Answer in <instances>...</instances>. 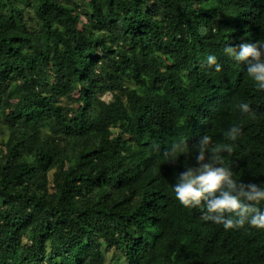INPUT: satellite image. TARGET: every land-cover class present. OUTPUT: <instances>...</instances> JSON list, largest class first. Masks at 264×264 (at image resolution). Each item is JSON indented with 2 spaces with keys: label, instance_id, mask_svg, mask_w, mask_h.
<instances>
[{
  "label": "trees",
  "instance_id": "obj_1",
  "mask_svg": "<svg viewBox=\"0 0 264 264\" xmlns=\"http://www.w3.org/2000/svg\"><path fill=\"white\" fill-rule=\"evenodd\" d=\"M261 40L264 0H0V264H264L172 188L205 134L264 186V89L224 52Z\"/></svg>",
  "mask_w": 264,
  "mask_h": 264
},
{
  "label": "clouds",
  "instance_id": "obj_2",
  "mask_svg": "<svg viewBox=\"0 0 264 264\" xmlns=\"http://www.w3.org/2000/svg\"><path fill=\"white\" fill-rule=\"evenodd\" d=\"M227 56L235 61L245 62L248 76L256 85L264 89V40L256 43H241L239 48L227 46ZM209 66H215L217 72L221 65L216 57H206ZM238 108L243 113L250 112L248 103L241 102ZM241 128L233 125L225 133L228 140L236 141ZM187 145L181 141L173 143L162 153V158L175 164L185 153ZM231 144H215L212 138L202 135L196 144L195 164H185L184 170L176 176L172 185L176 200L185 208H197L203 203L204 220L222 225L225 230L239 229L248 225L254 229H264V211L257 205L264 202V186L235 180L229 166H225L221 153L233 152Z\"/></svg>",
  "mask_w": 264,
  "mask_h": 264
},
{
  "label": "rangeland",
  "instance_id": "obj_3",
  "mask_svg": "<svg viewBox=\"0 0 264 264\" xmlns=\"http://www.w3.org/2000/svg\"><path fill=\"white\" fill-rule=\"evenodd\" d=\"M104 100H105V101H108V100H109V98L106 96V97H104Z\"/></svg>",
  "mask_w": 264,
  "mask_h": 264
}]
</instances>
